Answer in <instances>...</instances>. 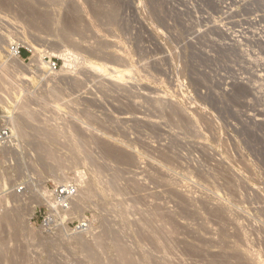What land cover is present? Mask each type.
I'll return each instance as SVG.
<instances>
[{"label":"rangeland","instance_id":"obj_1","mask_svg":"<svg viewBox=\"0 0 264 264\" xmlns=\"http://www.w3.org/2000/svg\"><path fill=\"white\" fill-rule=\"evenodd\" d=\"M63 1L62 18L66 20L63 21L67 23L69 20L67 24L71 25L74 18L81 17L85 27H88V33L83 38L80 33H75L76 40L80 39L76 45L61 41L53 30L45 33L33 31L27 22H23L22 16H25L23 13L16 16V12V14L9 10L6 12L7 8L0 6V65L13 61L7 52L9 46L18 43L23 50L27 48L23 43L24 39L38 43L44 50L42 57L47 62L46 67L39 68L32 53L30 59L23 60L24 63L16 66L19 72L9 66V70L12 71L10 70V73L8 71L11 81L7 78L9 81L7 86L10 85V88L5 86L6 88L0 90L2 98L0 110L7 116V122L15 136L13 142L9 144L13 148L8 146L9 151L6 148L0 149V171L3 172L0 192L7 190L5 192L9 193L8 191L16 190L19 195H24L35 191L34 193L39 196L40 203L38 202L39 204H36L29 214L24 213L25 216H21L22 222L20 221L24 244L28 248L30 246L29 249L37 258L36 262L78 264L79 258L82 257L81 250L72 240L76 237L74 233L81 230V224L87 221L85 223L87 226L82 228L87 230L82 236L92 239L96 235L94 233L98 234L102 230L103 221H107L109 225H118L120 228L122 226L124 228L126 222L112 214L109 208L117 200L111 198V203L110 198L104 197L99 190L100 196L99 192L95 191L97 194L91 197L93 202L89 201V206L83 212L67 214L66 221L69 227L57 225L51 230L43 227L44 216L51 205L47 198L42 196L43 189L51 198L52 189L63 183L78 184L79 190L77 175L79 172H84L87 178H92V175L86 163L81 162L77 165L71 163L67 167L62 165L64 169L58 166L56 161L45 158V155L38 157L41 151L39 152L37 148L41 142L30 129L35 121L29 116L24 119L20 109V104L28 99L32 100L34 107L38 108L39 105V108L43 107L42 116L43 113L53 114L56 122L53 121L52 125L64 127L66 131H74L76 137H81V140L91 139L93 145L90 146L93 148L90 149L97 163L117 167L118 176L114 175L117 173H113L111 169L106 170L108 173L105 172L107 174L104 176L111 178L110 180L119 177V183H122L124 189L122 197L124 200L129 203L132 201L135 205L137 203L139 208H143L141 210L137 207L141 211L152 213L156 209L154 212L156 215L152 214L160 220L161 228L165 227L164 231L168 228L169 232H166L164 237L169 234L164 239L165 242L170 241L173 246L175 264H238V262L264 264V0ZM97 5H100V8L105 6L103 9L105 13L114 8V17L108 20L107 14L100 16L96 9ZM16 17H19L21 23L18 24ZM23 23L25 24L21 25ZM97 41L102 44L98 54L94 51V44ZM63 51L65 53L71 51L72 57H61L60 53ZM53 60L58 62L56 70H51L48 65ZM116 69L118 73H114ZM45 91L53 94H48L47 98L45 97L48 103L43 104L44 97H40L43 96L40 93ZM113 94H116L115 97ZM9 116L31 121H27L28 131L33 134L30 132L31 137L25 138L27 141L16 135V131L9 123ZM60 154L65 158L63 152ZM36 156L41 158L40 162L39 159H35ZM119 156L120 158H117ZM114 160L116 162H113ZM237 161L240 164H237ZM41 166L44 169L51 167L48 169L58 174L63 172L67 181L59 183L56 181L55 173L52 176L47 171L48 175ZM110 174L115 177H111ZM135 181L139 183L136 184ZM3 201L0 202V205L3 204L0 206L1 211L11 207ZM128 218L132 228L135 227L134 231L140 233L141 241L150 244L151 242L149 243L147 237L142 234L144 227L141 221H138V218L134 220L132 216ZM1 225L0 234L6 236L7 232ZM89 225L92 226L90 232ZM128 231L127 233L122 231L123 236L120 234L126 240L124 241L130 242L131 246L139 244L140 239L135 238L131 230L129 233ZM230 240L232 243L233 240L236 241L238 245L236 250L232 249L235 243L230 244ZM37 241L38 243L43 241L41 245L43 247L37 248V245H33L37 244ZM138 251V255L143 256L145 250Z\"/></svg>","mask_w":264,"mask_h":264},{"label":"bare ground","instance_id":"obj_2","mask_svg":"<svg viewBox=\"0 0 264 264\" xmlns=\"http://www.w3.org/2000/svg\"><path fill=\"white\" fill-rule=\"evenodd\" d=\"M66 1V0H65ZM87 1V0H85ZM100 1V0H99ZM110 2V1H109ZM74 3H77V2H74ZM91 3V2H90ZM94 3V2H93ZM103 3V2H102ZM101 3V4H102ZM68 4V3H67ZM71 4V3H70ZM92 4V3H91ZM98 4V3H97ZM115 4V3H114ZM0 6L1 7H6L7 8V11H11L12 13L16 12V16L18 15H21L22 13L25 15V16H22L23 17V22H27L28 25L30 26L29 28H31L33 31L35 32H39L42 31L45 33V31H52L53 30V33L55 32L57 35L58 38H60L61 41H65L67 43H71V44H77V42L80 40L78 39V41L76 40L75 38V33H80L82 36V38L84 37V35L87 32V29L88 27H85V24H83V20H81V17H77L76 19L74 18V22L73 24L69 25L67 23H69L67 21L64 22L63 20H65V18L63 19L62 18V11H63V7H64V1L63 0H0ZM74 6V5H72ZM79 6V5H78ZM98 6V5H97ZM100 6V5H99ZM98 6V8L96 7V9L98 10V13L100 16H103L104 14H107V19L109 20V18H113L114 16V8L111 9L110 6L109 8V11L107 13L104 12V8L105 6H103L104 8H100ZM107 6V5H106ZM112 6V5H111ZM108 7V6H107ZM5 8V9H6ZM73 8V7H72ZM76 8V7H75ZM74 8V9H75ZM87 8V7H86ZM94 8V7H93ZM2 9V8H1ZM80 9V8H79ZM117 9V8H116ZM4 10V9H3ZM71 10V9H70ZM78 10V9H77ZM106 10V9H105ZM117 11V10H116ZM71 11H69L70 13ZM74 14V12H71ZM14 14V16H15ZM22 14V15H23ZM92 14V13H91ZM97 14V13H95ZM72 15V14H70ZM69 15V16H70ZM13 16V18H14ZM66 16V15H65ZM64 16V17H65ZM74 16V15H73ZM90 16V15H89ZM21 17V16H20ZM75 17V16H74ZM118 17V16H117ZM18 19L17 22L18 24L21 23L20 20H19V17H16ZM71 18V17H70ZM73 18V17H72ZM102 18V17H101ZM111 18V19H112ZM15 19V18H14ZM86 19V17H85ZM99 18H97L98 20ZM104 19V18H102ZM106 19V20H107ZM19 20V21H18ZM73 20V19H72ZM105 20V19H104ZM22 21V19H21ZM66 21V20H65ZM86 21V20H85ZM103 21V20H102ZM101 21V22H102ZM116 21V20H115ZM100 22V23H101ZM114 22V21H113ZM14 24V23H13ZM25 23L21 24V25H24ZM87 24V23H86ZM95 24V23H94ZM89 25V24H88ZM101 25V24H100ZM18 27V26H17ZM26 27L28 28V26L26 25ZM28 28V29H29ZM100 28V27H99ZM105 28V27H104ZM24 29V27H23ZM22 29V30H23ZM26 29V28H25ZM26 31V30H25ZM21 32V31H20ZM29 32V31H28ZM30 33H33V32H30ZM38 34V33H37ZM42 34V33H41ZM91 34V32H90ZM101 34V33H100ZM19 35V34H18ZM29 35V34H28ZM45 35V34H44ZM50 35V34H48ZM87 35V34H86ZM95 35V34H94ZM31 37V36H30ZM34 37V36H33ZM41 37V36H40ZM25 38H29V37H25ZM101 38V37H100ZM21 39V38H20ZM86 39V38H84ZM91 39V37H90ZM89 39V40H90ZM102 39V38H101ZM106 39V38H105ZM26 40V39H24ZM23 40V43L27 46L28 49H30L31 51H33L34 53V57H35V60L34 62L39 66V68L41 67H46L47 66V62L43 59V49L42 47L36 43L34 40H30L28 39L27 41H24ZM47 40V38H46ZM87 40V39H86ZM94 40V39H93ZM101 41V40H100ZM109 41V40H108ZM2 42V41H1ZM60 42V41H59ZM98 42V43H97ZM95 44H94V51L98 54L99 50L102 48V44L97 41ZM82 43V42H81ZM84 43V42H83ZM94 43V42H93ZM18 44V43H17ZM55 44V43H54ZM112 44V43H110ZM22 45V44H21ZM56 45V44H55ZM70 45V44H69ZM79 45V44H78ZM91 45V44H90ZM12 46V45H11ZM9 46V51L8 52V55L11 56L12 58V62L9 64L7 62L5 63H2L0 65V90L4 87L6 88L5 86H7V83L11 80V78H9V73L12 71L9 70L10 67H13L14 70L18 71L16 69V66L19 67L20 63H24L23 60L24 58L18 56L16 54V52L14 50H12V47ZM54 46V45H53ZM114 46V45H113ZM92 47V46H91ZM108 47V46H107ZM111 47V46H110ZM74 48V47H73ZM53 49V48H52ZM64 49V47H63ZM71 49V48H70ZM77 49V48H75ZM83 49V48H82ZM85 50V49H84ZM119 50V49H118ZM121 50V49H120ZM87 51V50H86ZM71 51L65 53L64 51L62 53H60L61 57H64V58H69V56H71L72 54L70 53ZM73 52V51H72ZM76 52V51H75ZM114 52V51H113ZM125 52V51H124ZM74 53V52H73ZM89 54H92V53H89ZM94 54V53H93ZM100 54V53H99ZM53 55V54H52ZM88 56V55H87ZM93 56V55H92ZM99 56V55H98ZM102 56V55H101ZM111 56V55H110ZM127 56V55H126ZM72 57V56H71ZM75 57V55H74ZM77 58V57H76ZM97 58V57H96ZM115 58V57H114ZM73 59V58H72ZM100 59V58H99ZM122 59V58H121ZM9 61V60H8ZM65 62V61H64ZM67 62V61H66ZM68 63V62H67ZM81 63V62H80ZM27 64V63H26ZM49 65V64H48ZM10 66V67H9ZM93 67V66H92ZM64 68V67H63ZM115 69V68H114ZM70 70V69H68ZM94 70V69H93ZM101 70V69H100ZM9 71V73H8ZM103 71V70H102ZM19 72V71H18ZM115 72H119L117 69L114 70V73ZM16 73V72H15ZM14 73V74H15ZM104 73V72H102ZM12 74V73H11ZM18 74V73H17ZM19 75V74H18ZM21 75V74H20ZM93 75V74H92ZM120 75V74H118ZM104 76V75H103ZM11 77V76H10ZM14 77V76H13ZM78 77V76H77ZM97 77V76H96ZM99 77V76H98ZM7 78L9 81H7ZM20 78V77H19ZM23 78V77H22ZM106 79V77H104ZM24 79V78H23ZM70 79V78H69ZM69 79L68 82H69ZM103 80V79H102ZM13 81V80H12ZM62 81V80H61ZM60 81V82H61ZM109 81V80H108ZM114 81V80H113ZM78 82V81H77ZM83 82V81H82ZM101 83V81H99ZM106 82V81H105ZM104 82V83H105ZM11 83V82H10ZM9 83V84H10ZM15 83V82H14ZM23 83V82H22ZM66 83V81H65ZM103 83V82H102ZM112 83V82H110ZM68 84V83H67ZM70 84V83H69ZM73 84V83H72ZM71 84V85H72ZM115 84V83H114ZM113 84V85H114ZM82 85V84H81ZM102 85V84H100ZM117 85V84H116ZM9 88H10V85H8ZM7 86V87H8ZM16 86V85H15ZM67 86V85H66ZM73 86V85H72ZM71 86V87H72ZM65 87V86H64ZM114 87V86H112ZM117 87V86H115ZM16 88V87H15ZM19 88V86H18ZM17 88V90H18ZM73 88V87H72ZM8 89V88H7ZM14 89V88H12ZM21 89V87H20ZM11 90V89H10ZM9 90V91H10ZM15 90V89H14ZM111 90V89H110ZM123 90V89H122ZM128 90V89H127ZM117 91V90H115ZM132 91V90H131ZM110 92V91H109ZM114 92V91H113ZM112 92V93H113ZM18 93V92H17ZM22 93V92H21ZM106 93V91H105ZM117 93V92H116ZM127 93V92H126ZM42 94L43 96H40V97H44L42 102L43 104H46L48 103L47 102V99H45L46 96H48V94H53V92H42L40 93ZM50 95L48 98H50ZM56 95V94H55ZM54 95V96H55ZM111 95V94H110ZM116 95V94H113V96ZM120 95V94H119ZM125 95V94H124ZM123 95V96H124ZM1 96V95H0ZM39 97V98H40ZM52 97V96H51ZM115 97V96H114ZM117 97V96H116ZM47 98V97H46ZM142 98V97H141ZM0 99H2L0 97ZM41 99V98H40ZM114 99V98H113ZM119 99V98H118ZM160 99V98H159ZM80 100V99H79ZM2 101V100H1ZM32 101V100H31ZM28 100H26L23 104H20V109H21V113L23 115V118L24 117H32L34 119V123L31 124L32 125V128L31 131H34V134L37 135V137L39 138L38 141L40 140L41 144L39 145V148L38 151L41 153L38 155V157L40 155H45L44 157L45 158H49V159H52L54 161L57 162V165L60 167H63L62 165H66L65 167H67V165H71V163L73 165H77V164H80L81 162H83V164L86 163V165L90 168V171H91V175H92V178H87L85 175H84V172H79L77 175H78V182L80 183V187H79V190L77 191L76 195L73 197V200H72V204L70 206V209L67 211V212H64L65 215H70V214H74V213H77V212H83V210L89 206L88 203H90L89 201H91V197L93 198L94 194H97V193H94L95 191L96 192H99V190L101 191V193H103L104 197H109L110 200L111 198L113 199H116L117 201H114L113 204H111V207L109 206L110 210H112V214H116V217H119L124 219V223L126 222V226L123 228V226L121 224L123 229H121L118 225H109V223L107 221H103L101 226H102V230H100V233H94L96 234L94 236V238L92 239H87L85 237L82 236V234H85V230L87 229H81L80 231H76L75 234L74 233V236L76 235V237L72 240L73 244H75L77 247L80 248L81 250V254L82 257L79 258L80 259V263L81 264H175L174 263V252H173V246L171 244L170 241H167L165 242L166 240L164 238H166L168 236L169 233H167V236L164 237L166 235V232H169L167 231V229L164 231V229H162V224L161 222L159 223V219L157 217L154 216V214L156 215L155 210L152 212V213H149V211L147 212L144 208L145 211H141L143 210V208H139V206H137V203L135 205V203H133L132 201H130L131 203H129L127 200H124L122 197H123V187L121 186L122 183L120 182L119 183V180L118 178L116 177V179H113V180H110L111 178L109 177H106L104 176L105 172H107L106 170L108 169H111L112 171H114L113 173H117V174H114V175H117L118 176V169L115 165H107L101 167L98 163H97V159L95 160L93 158V153L91 151V147L90 146L92 144V141L90 139V141H85V140H81L80 138L76 137V135L72 132V131H69L67 130L66 131V128L64 127H61L59 125H52V122H56L55 119H54V116L53 114H48V113H43V116H42V109L43 107H40L38 106V108L34 107L32 104V102ZM118 101V100H116ZM120 101V100H119ZM79 102V101H78ZM81 103V102H80ZM38 104V103H37ZM41 104V103H40ZM42 104V106H43ZM83 104V103H81ZM130 104V103H129ZM135 104V103H134ZM18 105V104H17ZM89 105V104H88ZM121 105V104H120ZM90 106V105H89ZM166 106V105H165ZM19 107V106H18ZM158 107V106H157ZM45 108V107H44ZM88 108V107H87ZM133 108V107H132ZM163 109V108H162ZM46 110V109H45ZM174 110V109H173ZM47 111V110H46ZM50 111V110H49ZM87 111V110H86ZM169 111V109H168ZM175 111V110H174ZM135 112V111H133ZM166 112V111H165ZM181 112V111H180ZM85 113V112H84ZM124 113V112H123ZM89 114V113H88ZM87 114V115H88ZM163 114V113H162ZM180 114V113H179ZM21 115V114H20ZM22 115L20 117H22ZM44 118H42V117ZM96 116V115H95ZM166 116V114H165ZM175 116V115H174ZM20 117H14V116H9V123H11L12 125V128L14 129V131H16V135L18 137H21L23 138L24 140H26L25 138L27 137H31V133L33 134V132H29L28 129H29V125L27 123V121L29 120H22L23 118H20ZM86 117V115H85ZM89 117V116H88ZM110 117V116H109ZM135 117V116H134ZM133 117V118H134ZM180 117V116H178ZM96 118V117H95ZM98 118V117H97ZM116 118V117H114ZM113 118V119H114ZM167 118V117H166ZM25 119V118H24ZM32 119V120H33ZM91 119V118H90ZM170 119V118H169ZM99 120V119H98ZM103 120V119H102ZM107 120V118H106ZM124 120V119H123ZM173 120V119H172ZM181 120V119H180ZM8 121V120H7ZM30 121V120H29ZM92 121V120H90ZM122 121V120H121ZM137 121V120H136ZM135 121V122H136ZM31 122V121H30ZM33 122V121H32ZM46 123H50L49 125H46ZM99 123V122H98ZM101 123V122H100ZM126 123V122H125ZM140 123V121H139ZM58 124V123H57ZM107 124V123H106ZM105 124V125H106ZM174 124V123H173ZM222 124V123H221ZM30 125V127H31ZM68 124H66L67 126ZM94 125V124H93ZM101 125V124H100ZM129 126V125H128ZM137 126V125H136ZM139 126V125H138ZM142 126V125H141ZM77 127V126H76ZM107 127V126H106ZM122 127V126H121ZM124 127V126H123ZM126 127V126H125ZM131 127V126H130ZM223 127V126H222ZM70 128V127H69ZM109 129V128H108ZM95 130V129H94ZM77 131V130H76ZM79 131V129H78ZM79 134V133H78ZM91 134V133H90ZM94 135V134H93ZM135 135V134H134ZM137 135V134H136ZM145 135V134H144ZM157 136V135H156ZM83 137V136H82ZM91 137V136H90ZM93 137V136H92ZM138 137V136H137ZM140 137V136H139ZM15 138V136H14ZM150 138V137H149ZM148 138V139H149ZM95 139V138H93ZM97 139V138H96ZM138 139V138H137ZM151 139V138H150ZM149 139V140H150ZM18 140V139H17ZM31 140V138H30ZM36 140V139H35ZM103 140V139H102ZM128 140V139H127ZM139 140V139H138ZM137 140V142H138ZM27 141V140H26ZM29 141V140H28ZM32 141V140H31ZM13 142V141H12ZM120 142V141H119ZM129 142V141H128ZM140 142V141H139ZM95 143V141H94ZM98 143V142H97ZM100 143V141H99ZM132 143V142H131ZM140 143H143V142H140ZM19 144V143H18ZM148 144V143H147ZM29 145V144H28ZM36 145V144H35ZM93 145V144H92ZM95 145V144H94ZM100 145V144H99ZM137 145V144H136ZM145 145V144H144ZM162 145V144H160ZM166 145V144H165ZM10 146V145H9ZM105 146V145H104ZM149 146V145H147ZM12 147V146H10ZM10 147H4L3 149L6 148V150L8 149L9 151V148ZM100 147V146H99ZM109 147V146H108ZM143 147V146H141ZM13 148V147H12ZM15 148V147H14ZM30 148V147H29ZM93 148V147H92ZM155 148V147H154ZM168 148V147H167ZM2 149V148H0ZM112 149V147H111ZM114 149V148H113ZM148 149V148H147ZM13 150V149H12ZM28 150V149H27ZM93 150V149H92ZM157 150V149H156ZM155 150V151H156ZM166 150V149H165ZM172 150V149H171ZM16 151V150H15ZM100 151V149H99ZM108 151V150H107ZM110 151V150H109ZM146 151V150H145ZM170 151V150H169ZM11 152V151H10ZM36 152V150H35ZM61 152H63L65 158L62 157V155L60 154ZM94 152V150H93ZM114 152V151H113ZM122 152V151H121ZM148 152V151H147ZM168 152V151H167ZM17 153V152H15ZM103 153V152H102ZM105 153V152H104ZM151 153V152H150ZM161 153V151L159 152ZM173 153V152H172ZM3 154V152H2ZM99 154V153H98ZM107 154V152H106ZM111 154H113L111 152ZM154 154V153H153ZM5 155V154H4ZM8 155V153H7ZM31 155V154H30ZM37 155V154H36ZM114 155V154H113ZM120 155V154H119ZM123 155V154H122ZM157 155V154H156ZM160 155V154H159ZM158 155V156H159ZM163 155V154H162ZM175 155V154H174ZM236 155V154H235ZM240 155V154H239ZM6 156V155H5ZM100 156V155H99ZM33 157V156H32ZM36 156L35 159H39V162H40V159L41 158H38ZM102 157V156H101ZM108 157V156H107ZM106 157V158H107ZM112 157V156H111ZM122 157V156H121ZM162 157V156H161ZM5 158V157H4ZM105 158V157H104ZM103 158V159H104ZM117 158H120L117 157ZM137 158V157H136ZM175 158V156L173 157ZM161 159V158H160ZM167 159V158H166ZM169 159V158H168ZM177 159V158H176ZM242 159V158H241ZM43 160H46V159H43ZM105 160V159H104ZM137 160V159H136ZM157 160V159H156ZM181 160V159H180ZM237 160V159H235ZM34 161V159L32 160ZM38 161V160H37ZM107 161V160H106ZM112 161V160H111ZM176 161V160H175ZM240 161V160H239ZM245 160H243L244 162ZM46 162V161H45ZM110 162V161H109ZM113 162H116L115 160ZM119 162V161H118ZM121 162V161H120ZM136 162V161H135ZM167 162V160H166ZM238 162V161H237ZM42 163V162H41ZM40 163V165H41ZM108 163V162H107ZM132 163V162H131ZM170 163V162H169ZM248 163V162H247ZM158 164V163H157ZM237 164H240L239 162ZM34 165V164H33ZM122 165V164H121ZM127 165V164H126ZM133 165V164H131ZM137 165V163H136ZM168 165V164H167ZM44 166V165H43ZM50 166V165H49ZM123 166V165H122ZM121 166V167H122ZM163 166V165H162ZM247 166V165H246ZM9 167V166H8ZM42 167V166H41ZM59 167V168H60ZM153 167V166H152ZM157 167V166H156ZM155 167V168H156ZM240 167V166H239ZM248 167V166H247ZM257 167V166H256ZM19 168V167H18ZM43 168V167H42ZM49 168V167H48ZM47 167H45L44 171L45 172H49L52 174V176L54 175V170H49ZM57 168V167H56ZM64 168V167H63ZM7 169V168H6ZM5 169V170H6ZM55 169V168H53ZM65 169V168H64ZM121 169V168H120ZM137 169V168H136ZM141 169V168H140ZM139 169V170H140ZM157 169V168H156ZM166 169V168H164ZM2 171V170H1ZM0 171V179L1 176L3 177L2 173ZM111 171V172H112ZM123 171V170H122ZM133 171V170H132ZM131 171V172H132ZM142 171V170H141ZM161 171V170H160ZM235 171V170H234ZM248 171V170H247ZM259 171V170H258ZM18 172V171H17ZM47 172V173H48ZM62 172V171H61ZM60 172V173H61ZM129 172V171H128ZM139 172V171H138ZM146 172V171H145ZM148 172V171H147ZM168 172V170H167ZM204 172V171H203ZM253 172V171H252ZM48 173V175H49ZM108 173V172H107ZM106 173V174H107ZM121 173V172H120ZM133 173V172H132ZM157 173V172H156ZM258 173V172H257ZM42 174V173H41ZM46 174V173H45ZM105 174V175H106ZM137 174V172H136ZM144 174V173H143ZM155 174V173H154ZM171 174V173H170ZM236 174V173H235ZM5 175V173H4ZM109 175V174H108ZM131 175V173H130ZM134 175V174H133ZM169 175V174H168ZM234 175V174H233ZM6 176V175H5ZM8 176V175H7ZM56 177V181L58 180L59 183H62V181H67L66 179V175L63 174H58L57 172L55 173L54 175ZM111 176V174H110ZM113 176V175H112ZM111 176V177H112ZM124 176V175H123ZM143 176V175H142ZM147 176V175H145ZM15 177V176H14ZM115 177V176H113ZM153 177V176H152ZM174 177V176H173ZM239 177V176H238ZM9 178V177H8ZM54 178V177H53ZM127 178V177H126ZM134 178V177H133ZM136 178V177H135ZM154 178V177H153ZM158 178V177H157ZM161 178V177H160ZM168 178V177H166ZM259 178V177H258ZM173 179V178H172ZM240 179V178H239ZM3 180V179H2ZM9 180V179H8ZM118 180V181H117ZM121 180V178H120ZM129 180V179H128ZM136 180V179H135ZM154 180V179H153ZM159 180V178H158ZM170 180V179H169ZM124 181V180H123ZM126 181V180H125ZM140 181V180H139ZM160 181V180H159ZM168 180H166L167 182ZM174 181V180H173ZM231 181V180H230ZM245 181V180H244ZM2 182V181H1ZM128 182V181H127ZM126 182V183H127ZM136 182V181H135ZM138 182V181H137ZM136 182V184H137ZM169 182V181H168ZM167 182V183H168ZM129 183H132V182H129ZM139 183V182H138ZM176 183V182H175ZM230 183V182H229ZM133 184V183H132ZM143 184V183H142ZM147 184V183H145ZM149 184V183H148ZM154 184V183H153ZM165 184V182H164ZM233 185L235 183H232ZM240 184V183H239ZM248 184V183H247ZM78 185V184H77ZM163 185V184H162ZM236 185V184H235ZM135 186V185H134ZM143 186V185H142ZM147 186V185H146ZM238 186V184H237ZM39 187V186H38ZM128 187V186H127ZM133 187V186H132ZM140 187V186H139ZM144 187V186H143ZM142 187V188H143ZM160 187V186H159ZM162 187V186H161ZM236 187V186H235ZM22 188V187H21ZM130 188V186L128 187ZM147 188V187H146ZM149 188V187H148ZM174 188V187H173ZM178 188V187H177ZM23 189V188H22ZM98 189V191H97ZM135 189V188H134ZM141 189V188H140ZM144 189V188H143ZM176 189V187H175ZM241 189V188H240ZM244 189V188H242ZM15 190V189H14ZM37 190V189H36ZM142 190V189H141ZM178 190V189H177ZM7 191V190H5ZM4 190H2L0 192V202L3 201V199L7 202V204H10L11 207H9L8 209L1 211L0 210V225L3 226L1 228H4L3 230L5 232H7L6 236L0 234V264H39V262H36L37 261V258H35L32 253V250H30V246L29 248L25 246L24 244V239H23V227L21 226V223L20 221L22 222V217L24 215V213H27L28 214L30 213V211L35 208V205L36 204H39L40 203V200L38 199V195L34 192H29L28 194H24V195H19L17 193V191H8L9 193H6ZM129 191V190H128ZM137 191V190H136ZM127 192V191H126ZM187 192V191H186ZM24 193V192H23ZM26 193V192H25ZM135 193V192H134ZM156 193V192H155ZM160 193V192H159ZM175 193V192H174ZM181 193V191H180ZM42 196L44 195L45 198H47V202L52 204V200L51 198L49 197L47 191L45 189H43L42 191ZM39 194V195H41ZM137 194V193H136ZM158 194V193H157ZM156 194V195H157ZM170 194V193H169ZM173 194V193H172ZM100 196V192L98 194ZM129 195V194H128ZM179 195V194H178ZM234 195V194H233ZM242 195V194H241ZM98 196V197H99ZM143 196V195H142ZM210 196V195H209ZM239 196V195H238ZM250 196V195H249ZM145 197V196H144ZM170 197V196H168ZM229 197V196H228ZM252 197V196H251ZM258 197V196H257ZM44 198V199H45ZM107 198V199H109ZM137 198V197H136ZM140 198V197H138ZM153 198V197H152ZM155 198V197H154ZM177 198V197H176ZM207 198V197H206ZM255 198V197H254ZM141 199V198H140ZM161 199V198H160ZM168 199V198H167ZM239 199V198H238ZM256 199V198H255ZM39 200V201H38ZM104 200V199H103ZM138 200V199H137ZM154 200V199H153ZM192 200V199H191ZM209 200V199H208ZM3 201V202H5ZM146 201V200H145ZM152 201V200H151ZM156 201V200H155ZM161 201V200H160ZM212 201V200H211ZM240 201V200H239ZM39 202V203H38ZM93 202V200L91 201ZM96 202V201H95ZM110 202V201H109ZM137 202V201H136ZM206 202V201H204ZM259 202V201H258ZM47 203V204H48ZM111 203H112V200H111ZM166 203V202H165ZM191 203V201H190ZM213 204V202H210ZM222 203V202H221ZM220 203V204H221ZM248 203V202H247ZM43 204V203H42ZM108 204V203H107ZM141 204V202H140ZM216 204V203H215ZM3 205V204H1ZM0 205V206H1ZM5 205V204H4ZM106 205V204H105ZM114 207H113V206ZM164 205V203H163ZM199 205V204H198ZM9 206V205H8ZM100 206V205H99ZM102 206V205H101ZM117 206V207H115ZM154 206V205H153ZM167 206H168V203H167ZM196 206V205H195ZM224 206V205H223ZM263 206V205H262ZM137 207L139 209H137ZM143 207V206H142ZM149 207V206H148ZM166 207V206H165ZM169 207V206H168ZM177 207V206H176ZM200 207V206H199ZM211 207V206H210ZM213 207V206H212ZM234 207V206H233ZM3 208V207H1ZM7 208V207H6ZM201 208V207H200ZM209 208V207H208ZM225 208V207H224ZM245 208V207H244ZM101 209V208H100ZM150 209V208H149ZM163 209V208H162ZM165 209V208H164ZM163 209V210H164ZM223 209V208H222ZM247 209V208H246ZM262 209V208H261ZM160 210V209H159ZM158 210V211H159ZM202 210V209H201ZM214 210V209H213ZM221 210V209H220ZM218 210V212L220 211ZM228 210V209H227ZM241 210V209H240ZM106 211V210H105ZM199 211V210H198ZM203 211V210H202ZM264 211V210H263ZM100 212V211H99ZM103 212V211H101ZM157 212V211H156ZM163 212V211H162ZM211 212V211H210ZM227 212V211H226ZM234 212V211H233ZM242 212V211H241ZM67 213V214H66ZM164 213V212H163ZM166 213V212H165ZM228 213V212H227ZM239 213V212H238ZM243 213V212H242ZM158 214V213H157ZM185 214V213H183ZM207 214V213H206ZM216 214V213H215ZM231 214V212H230ZM261 214V213H260ZM163 215V214H162ZM166 215V214H165ZM171 215V214H170ZM181 215V214H180ZM209 215V214H208ZM211 215V214H210ZM235 215V213H234ZM240 215V214H239ZM25 216V215H24ZM113 216V215H112ZM128 216H132L133 219L135 218H138V221H141V223L143 224L142 227H144V233L142 232L143 235H145V237H147L148 241L150 244H146L144 242L146 241H141L142 239L140 235V233H138V231H134V229L132 228V225H131V221L130 219L128 218ZM224 216V215H223ZM80 217V216H79ZM162 217V216H161ZM169 217V216H168ZM207 217V216H206ZM213 217V216H212ZM225 217V216H224ZM231 217V216H230ZM82 218V216H81ZM131 218V217H130ZM210 218V217H209ZM223 218V217H222ZM129 219V221H128ZM134 219V220H135ZM167 219V218H166ZM172 219V218H170ZM204 219V218H203ZM206 219V218H205ZM213 219V218H212ZM220 219V218H219ZM231 219V218H230ZM236 219V218H235ZM83 220V219H81ZM105 220V219H104ZM108 220V219H107ZM110 220V219H109ZM126 220V221H125ZM134 220H132L134 222ZM137 220V219H136ZM202 220V219H201ZM228 220V219H227ZM226 220V221H227ZM255 220V219H254ZM25 221V220H24ZM85 221V220H83ZM90 221V220H89ZM113 221V220H112ZM136 222V224H138L139 222ZM163 221V220H162ZM188 221V220H187ZM196 221V220H195ZM198 221V220H197ZM213 221V220H212ZM229 221V220H228ZM239 221V220H238ZM248 221V220H247ZM257 221V220H256ZM122 222V221H121ZM208 222V220H207ZM232 222V221H231ZM229 222V226L230 227V223ZM234 222V221H233ZM249 222V221H248ZM262 222V221H261ZM115 223V222H114ZM112 223V224H114ZM120 223V222H119ZM135 223V222H134ZM165 223V222H164ZM173 223V222H172ZM185 223V222H184ZM189 222H187V225ZM192 223V222H191ZM216 223V222H215ZM220 223V222H219ZM222 223V222H221ZM135 224V225H136ZM161 226H160V225ZM193 224V223H192ZM238 224V222H237ZM246 224V223H245ZM23 225V224H22ZM43 225V224H42ZM141 225V224H140ZM165 225V224H164ZM170 225V224H169ZM241 225V224H240ZM243 225V224H242ZM241 225V226H242ZM252 225V224H251ZM262 225V224H261ZM24 226V225H23ZM80 226V225H79ZM82 226V224H81ZM100 226V228H101ZM116 226L118 228H116ZM137 226V225H136ZM190 226V225H189ZM207 226V225H206ZM211 226V225H210ZM214 226V225H213ZM221 226V224H220ZM92 227V226H91ZM90 225H89V232H90ZM96 227V226H95ZM138 227V226H137ZM167 227V225H166ZM169 227V226H168ZM179 227H182V226H179ZM188 227V226H186ZM223 227V226H222ZM221 227V228H222ZM79 228V227H78ZM97 228V227H96ZM133 230H132V229ZM193 228V227H192ZM233 228V227H232ZM236 228V227H235ZM244 228V227H243ZM242 228V229H243ZM251 228V227H250ZM257 228V227H255ZM25 229V228H24ZM68 229V228H67ZM77 229V228H76ZM94 229V228H93ZM143 229V228H142ZM171 229V228H170ZM220 229V228H219ZM238 229V228H236ZM132 231V234L135 235V238L136 237H140L138 240L139 241V244H136V245H133L131 246V244H129L128 242H125L126 240L123 239V234L121 233L122 231L125 233H127V231ZM212 230V229H211ZM234 230V229H233ZM239 230V229H238ZM246 230V229H245ZM3 231V233H5ZM99 231V230H98ZM128 231V233H129ZM142 231V230H141ZM140 231V232H141ZM171 231H173L171 229ZM177 231V230H176ZM205 231V230H204ZM236 231V230H235ZM249 231V230H248ZM2 232V231H1ZM63 232V231H62ZM65 232V231H64ZM63 232V233H64ZM85 232V233H84ZM120 232V233H119ZM197 232V230H196ZM199 232V231H198ZM220 232V231H219ZM241 232V230H240ZM252 232V231H251ZM262 232V231H261ZM79 233V235H78ZM131 233V232H130ZM181 233V232H180ZM207 233V232H206ZM239 233V232H238ZM237 233V235H238ZM248 233V232H247ZM256 233V232H255ZM23 234V235H22ZM53 234V232H52ZM93 234V233H92ZM122 236H121V235ZM171 234V233H170ZM175 234V233H174ZM195 234V233H194ZM235 234V233H234ZM243 234V233H242ZM250 234V233H249ZM248 234V235H249ZM258 234V233H256ZM73 235V234H72ZM89 235V234H88ZM131 235V236H133ZM188 235V234H187ZM228 235V234H227ZM247 235V236H248ZM85 236V235H84ZM91 236V235H90ZM176 236V235H175ZM219 236V235H218ZM231 236V235H230ZM234 236V235H233ZM254 236V235H253ZM256 236V235H255ZM27 237V236H25ZM64 237V236H63ZM186 237V236H185ZM224 237V236H223ZM260 237V236H258ZM65 238V237H64ZM67 238V237H66ZM65 238V239H66ZM133 238V237H132ZM137 238V239H138ZM169 238V237H168ZM173 238V237H172ZM189 238V237H187ZM203 238V237H202ZM207 238V237H206ZM238 238V237H237ZM249 238V237H248ZM54 239V238H53ZM64 239V240H65ZM68 239H70V237L68 236ZM128 239V238H127ZM150 239V240H149ZM177 239V238H176ZM216 239V238H215ZM219 239H223V238H219ZM226 239V238H225ZM244 239V237H243ZM60 240V238H59ZM125 240V241H124ZM145 240V239H144ZM171 240V239H169ZM173 240V239H172ZM185 240V239H184ZM183 240V241H184ZM208 240V239H207ZM218 240V239H216ZM240 240V239H239ZM246 240V239H245ZM256 240V239H255ZM259 240V239H258ZM61 241V240H60ZM67 241V240H66ZM70 241V240H69ZM137 240H135V242L137 243L138 242ZM178 241V240H177ZM206 241V240H205ZM226 241V240H225ZM234 242L232 243V241L230 240V244H234L235 245H230V247L234 250H236L237 246L236 245V241L233 240ZM262 241V240H261ZM42 242L43 241H37V244H33V245H37L39 247H43L41 246L42 245ZM55 242V241H54ZM64 242V241H63ZM174 242V241H173ZM172 242V243H173ZM220 242V240H219ZM224 241H222L221 243L223 244ZM229 242V241H228ZM238 242V241H237ZM30 243V242H29ZM133 243V242H132ZM213 243V242H212ZM211 243V244H212ZM52 244V243H51ZM71 244V242H70ZM135 244V243H134ZM174 244V243H173ZM227 244V243H226ZM263 244V243H262ZM58 245V244H57ZM176 245V244H175ZM188 245V243H187ZM199 245H202L203 244H199ZM229 245V243H228ZM246 245V244H245ZM50 246V245H49ZM179 246V245H178ZM206 246V244H205ZM216 246V245H215ZM220 246V245H219ZM250 246V245H249ZM33 247V246H32ZM254 247V246H253ZM198 248V246H197ZM203 248V247H202ZM241 248V247H240ZM191 249H193L191 247ZM247 249V248H246ZM139 250V251H138ZM140 250H145L144 251V254L143 256L141 255H138L139 253L138 252H141ZM179 250V249H178ZM197 250V249H196ZM211 250V249H210ZM242 250V249H241ZM263 250V249H262ZM204 251V250H203ZM213 251V250H212ZM227 251V250H226ZM251 251V250H250ZM198 252V251H197ZM249 252V251H248ZM199 253V252H198ZM221 253V252H219ZM255 253V252H254ZM202 254V253H201ZM224 254V253H223ZM230 254V253H229ZM238 254V253H237ZM188 255V254H187ZM37 256V255H36ZM182 256V255H180ZM233 256V255H232ZM183 257V256H182ZM207 257V256H206ZM214 257V255H213ZM242 257V256H241ZM50 258V257H49ZM185 258V257H184ZM217 258V257H216ZM215 258V259H216ZM229 258V257H228ZM236 258V257H235ZM238 258V257H237ZM40 259V258H39ZM187 259V258H186ZM210 259V258H209ZM222 259V258H221ZM226 259V258H225ZM242 259V258H241ZM249 259V258H248ZM51 260V258H50ZM54 260V259H53ZM118 260V262L116 263V261ZM245 260V259H244ZM264 260V259H263ZM183 261V260H182ZM212 261V260H211ZM251 261V260H250ZM249 261V263H250ZM55 262V260H54ZM202 262V261H201ZM210 262V261H208ZM41 263V262H40ZM51 263V262H49ZM78 263V264H80ZM180 263V261H179ZM183 263V262H182ZM236 263V262H235ZM260 263V262H259ZM263 263V262H262ZM59 264V263H58ZM207 264V263H206ZM239 264V262H238Z\"/></svg>","mask_w":264,"mask_h":264},{"label":"built area","instance_id":"obj_3","mask_svg":"<svg viewBox=\"0 0 264 264\" xmlns=\"http://www.w3.org/2000/svg\"><path fill=\"white\" fill-rule=\"evenodd\" d=\"M11 47L12 50H14L18 56L24 58V60L30 59V56L33 53L28 48H25V50H23L24 48L22 46H19L18 44H13ZM24 52H27V54H25ZM57 67V61L53 60L52 62H50L49 68L51 70H56ZM13 138L14 134L7 122V116L4 114V112H2V110H0V148L8 147L9 144L13 141ZM20 190L22 189L20 188ZM77 190L78 186L75 183L71 182L57 185L52 189V204L49 205L46 211V215L44 216V228L51 230L57 225H62V227H69L66 221L67 215H65L64 212H67L70 209L73 197L76 195ZM58 220L60 222H58ZM80 223L78 225H80ZM85 223H87V221ZM85 223L82 224V226L80 227L81 229L87 226Z\"/></svg>","mask_w":264,"mask_h":264},{"label":"crops","instance_id":"obj_4","mask_svg":"<svg viewBox=\"0 0 264 264\" xmlns=\"http://www.w3.org/2000/svg\"><path fill=\"white\" fill-rule=\"evenodd\" d=\"M25 54H27V52H24Z\"/></svg>","mask_w":264,"mask_h":264}]
</instances>
